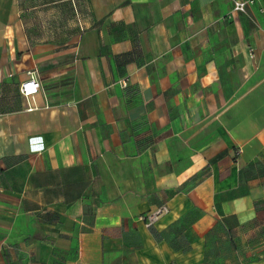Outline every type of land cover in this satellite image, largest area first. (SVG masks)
Segmentation results:
<instances>
[{
    "label": "crops",
    "instance_id": "obj_1",
    "mask_svg": "<svg viewBox=\"0 0 264 264\" xmlns=\"http://www.w3.org/2000/svg\"><path fill=\"white\" fill-rule=\"evenodd\" d=\"M262 219L264 0H0V264H264Z\"/></svg>",
    "mask_w": 264,
    "mask_h": 264
},
{
    "label": "built area",
    "instance_id": "obj_2",
    "mask_svg": "<svg viewBox=\"0 0 264 264\" xmlns=\"http://www.w3.org/2000/svg\"><path fill=\"white\" fill-rule=\"evenodd\" d=\"M257 1L258 0H233V11L236 13H246L248 8ZM123 86H127V82H124ZM41 90L42 84L38 70L34 69L29 71L28 78L20 84V93L27 103L28 110L31 111L37 108L35 98ZM167 210V207H161L151 216V219L156 218Z\"/></svg>",
    "mask_w": 264,
    "mask_h": 264
},
{
    "label": "rangeland",
    "instance_id": "obj_3",
    "mask_svg": "<svg viewBox=\"0 0 264 264\" xmlns=\"http://www.w3.org/2000/svg\"><path fill=\"white\" fill-rule=\"evenodd\" d=\"M262 220H264V219H262ZM261 233H262V235H264V229L263 228L261 229Z\"/></svg>",
    "mask_w": 264,
    "mask_h": 264
}]
</instances>
